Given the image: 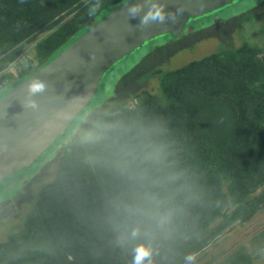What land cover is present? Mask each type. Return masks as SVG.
I'll list each match as a JSON object with an SVG mask.
<instances>
[{
    "label": "trees",
    "instance_id": "trees-1",
    "mask_svg": "<svg viewBox=\"0 0 264 264\" xmlns=\"http://www.w3.org/2000/svg\"><path fill=\"white\" fill-rule=\"evenodd\" d=\"M127 2L100 0L90 16L95 0H0V99ZM255 15L190 32L177 49H158L123 78L85 131L62 146L55 176L38 191L22 229L0 241V263L136 264L144 247L150 255L143 264H190L262 213L264 26L261 46L231 42L235 25ZM213 37L222 42L216 52L156 68L163 55L168 61ZM154 76L158 93L130 95L132 85ZM124 97L136 102L130 107ZM14 211L11 202L1 204L0 220ZM263 257L264 230L220 264Z\"/></svg>",
    "mask_w": 264,
    "mask_h": 264
},
{
    "label": "water",
    "instance_id": "water-1",
    "mask_svg": "<svg viewBox=\"0 0 264 264\" xmlns=\"http://www.w3.org/2000/svg\"><path fill=\"white\" fill-rule=\"evenodd\" d=\"M263 1L162 0L168 11L181 7L184 11L176 22L146 29L138 27V19L128 17L129 2L112 10L0 99V201L27 184L69 143L142 56L181 35L187 24L197 31ZM35 83L43 89L32 92Z\"/></svg>",
    "mask_w": 264,
    "mask_h": 264
},
{
    "label": "rangeland",
    "instance_id": "rangeland-1",
    "mask_svg": "<svg viewBox=\"0 0 264 264\" xmlns=\"http://www.w3.org/2000/svg\"><path fill=\"white\" fill-rule=\"evenodd\" d=\"M251 11L256 12V15L251 19L250 22L245 23L241 26L235 25L234 30L231 33V42L236 47L241 46L244 42L254 43L259 46L263 44V37L261 35V28L264 26V1L256 6L240 13L234 14L228 18H225L219 22L212 23L207 25L194 33H198L200 31H207L209 29L215 28L218 23H226L229 20H232L235 17H239L243 14H248ZM223 26H221V29ZM225 30V28H223ZM171 42V41H170ZM170 42L163 43L158 47L151 50L146 56H142L129 70L128 72L122 77L119 78L117 83L114 86L113 91L109 95L108 99L104 101L98 108H96L93 112L98 109H101L105 103L111 100L114 96L117 95L116 87L123 78H126L144 59L148 56L152 55L158 49H168L166 51H170L169 47H173L175 49L178 48L180 43L170 44ZM220 39L207 38L201 42H199L193 50L190 48L181 50L183 53L176 55V57L170 58L167 60L165 59L168 54L163 55L159 58L160 62L157 64L156 68H161L164 70H172L176 69L189 61L197 60L203 58L204 56L214 53L218 50L219 45L221 44ZM174 51V50H173ZM179 51V52H181ZM34 48L30 46L26 50V55L33 56ZM178 52V53H179ZM174 55V56H175ZM170 62V64H169ZM12 70V69H11ZM13 71V70H12ZM143 71L139 73L134 79L139 80L143 78ZM133 79V80H134ZM158 80L157 76H154L146 81H140L137 85H132L129 88L130 95H135L140 93L141 91H149L152 93H158ZM139 82V81H138ZM120 95V94H119ZM121 97V96H120ZM126 100L128 106H133L136 102L131 97L122 98ZM92 112V113H93ZM91 113V114H92ZM86 123V122H85ZM84 124V123H83ZM82 124V126H83ZM82 126L76 132L79 133L81 129L85 131ZM75 134V135H76ZM74 135V136H75ZM73 136V137H74ZM72 137V138H73ZM60 152V151H59ZM59 152L49 160L30 180L27 184H25L21 189H19L16 193H14L11 197L6 199L5 201H0L1 204H7L8 202L15 201L16 207L15 211L12 216H7L3 220H0V241H4L7 239L9 234L13 232H19L22 229V222L23 219L32 212L33 204L35 202V198L37 196L38 191L46 185L48 182H51L56 173V167H58V154ZM264 230V211L260 213L254 220H251L249 223L239 226L237 225L233 229L229 230L219 241H217L214 245L205 249L193 263L190 264H220L222 263L228 255H230L239 245L241 244H248L251 239H253L259 232ZM1 264V263H0ZM255 264H264V257L255 262Z\"/></svg>",
    "mask_w": 264,
    "mask_h": 264
},
{
    "label": "clouds",
    "instance_id": "clouds-1",
    "mask_svg": "<svg viewBox=\"0 0 264 264\" xmlns=\"http://www.w3.org/2000/svg\"><path fill=\"white\" fill-rule=\"evenodd\" d=\"M101 7L100 0H95V3L88 9V14L94 16ZM127 15L130 19H138V27L146 29L152 24H164L171 20L176 22L178 15L181 14L184 9L177 8L175 12L167 10L166 2L162 0H137V2L129 3L126 5ZM43 85L35 83L31 86L32 92L41 91ZM150 255L148 249L140 247L137 249L136 264H143V260Z\"/></svg>",
    "mask_w": 264,
    "mask_h": 264
},
{
    "label": "flooded vegetation",
    "instance_id": "flooded-vegetation-1",
    "mask_svg": "<svg viewBox=\"0 0 264 264\" xmlns=\"http://www.w3.org/2000/svg\"><path fill=\"white\" fill-rule=\"evenodd\" d=\"M188 25V24H187ZM187 25H186V29H185V31L181 34V35H178V36H171V38H172V41L170 42V44H175V43H179L180 42V39L182 38V36H184V35H187V34H189L190 32L191 33H194V31L196 30L194 27L193 28H191V27H187ZM184 51V50H183ZM183 51H181V52H179V53H177L176 55H178V54H181V53H183ZM176 55L174 56V57H176ZM173 58V57H172ZM169 64H170V62H169ZM12 205H13V207H15V208H17L16 207V204H15V201H13L12 202Z\"/></svg>",
    "mask_w": 264,
    "mask_h": 264
}]
</instances>
